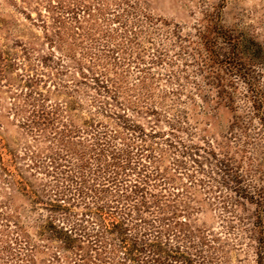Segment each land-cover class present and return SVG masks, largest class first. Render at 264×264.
Wrapping results in <instances>:
<instances>
[{
	"label": "trees",
	"instance_id": "1",
	"mask_svg": "<svg viewBox=\"0 0 264 264\" xmlns=\"http://www.w3.org/2000/svg\"><path fill=\"white\" fill-rule=\"evenodd\" d=\"M124 4L122 13L114 9L113 20L120 22L122 37L129 42L137 39L138 32L134 23L129 25V15L123 17L134 7L130 0ZM215 18L199 30L195 47L184 49L193 67L196 65L191 70V85L182 82L183 69L172 68L168 75H161L173 84L170 93L176 99L187 86L202 93L203 86L197 82L201 76L206 91L231 109L233 99L221 95H227L236 83L242 84L246 93L251 92L247 102L256 111L252 114L258 118L260 141L264 143V113L257 115L264 106V63L257 58L264 54L251 39L225 28L220 15ZM105 49L111 58L119 51L128 52L130 57L125 61L132 62L133 51L127 45ZM69 56L81 76L73 79L74 87L89 86L95 97L104 99L106 108L110 100L119 102L122 85L110 76L108 68L97 67L100 57L99 61L93 58L84 62ZM155 57L156 61L166 58L163 54ZM23 77L38 84L44 75L25 73ZM30 86L21 94L29 100L38 94V103L33 97L31 122L39 135L49 131L51 142L43 156L27 152L29 167L43 174L35 187L16 168L5 169L9 184L29 197L28 210L36 219V226H30L17 213L5 215L10 264H235L231 256L235 248L244 253L239 259L244 264H264V182L246 179L239 170L230 169L226 155L205 150L210 166L207 180L222 191L200 197L196 187L202 179L197 176L201 171L195 146L183 139L175 143L164 138L163 143L174 148L177 156L172 162L175 173L162 167L164 146L153 143L163 136V131L156 129L160 117L155 118L152 132L130 123L123 115L119 121L124 131L110 129L96 119L78 124L73 113H62L66 111L64 104L47 103L52 89L46 93ZM179 120L182 118L177 115L169 121L174 135L184 129ZM9 156V162L17 157ZM187 165L195 168L190 171ZM219 203L224 207L219 228L199 221L200 214ZM43 255L50 258L39 259Z\"/></svg>",
	"mask_w": 264,
	"mask_h": 264
},
{
	"label": "rangeland",
	"instance_id": "2",
	"mask_svg": "<svg viewBox=\"0 0 264 264\" xmlns=\"http://www.w3.org/2000/svg\"><path fill=\"white\" fill-rule=\"evenodd\" d=\"M130 4L134 9L126 10L123 17L129 15V25L134 23L138 37L128 42L122 37L120 22L113 20L114 9L123 12L124 0H0V264H10L5 215L17 213L26 224L36 226V219L31 218L28 210L29 197L9 184L5 169L16 168L35 187L43 174L29 167L27 152L43 156L51 142L49 131L39 135L31 122L33 97L38 103V94L30 100L21 94L23 90L27 92L30 84L36 91L47 93L52 89L47 103L64 104L66 111L62 113H73L78 124L96 119L110 129L124 131L119 121L123 115L130 123L152 132L155 118L160 117L156 129L163 131L164 137L153 139V143L164 146L162 167L168 168L170 174L175 173L172 162L177 156L174 148L163 143L164 138L175 143L183 139L185 144L195 146L193 151L197 152L201 171L197 176L202 179L196 187L200 197L222 191L215 182L207 180L210 166L205 160V150L226 155L230 169L239 170L246 179L264 182V143L260 141L258 118L252 114L256 111L247 102L251 92L246 93L247 88L240 83L228 89L229 93L221 96L233 99L231 109L206 91L199 76L197 82L203 86V92L187 86L176 99L170 93L173 84L166 76L174 68L184 70L182 82L194 79L191 70L196 65L193 67L184 49L195 47L193 42L198 40L195 36L199 30L205 29L209 19L216 21L218 15L225 28L251 39L264 54V0H130ZM115 44L127 45L133 51L130 64L125 61L130 57L128 52L109 56L105 48ZM69 54L84 62L93 58L99 61L100 57L97 67L108 68L110 76L122 85L119 102L110 100L111 105L106 108L104 99L95 97L89 86L74 87L73 79L81 76ZM154 54L166 58L156 61ZM261 61L264 63V57L257 58V62ZM25 73L44 75L43 81L29 82L23 77ZM163 73L166 75L162 76ZM261 73L264 92V70ZM260 113H264V106L257 115ZM177 115L182 118L179 123L184 129L174 135L169 121ZM118 141L123 144L121 139ZM9 153L17 156L13 162H9ZM187 167L190 171L195 168ZM182 179L187 181L186 172ZM171 190L185 191L182 187ZM223 210V204L214 205L200 214L199 221L219 228V214ZM231 256L233 263H245L239 260L245 257L244 253L236 248ZM49 258L43 255L39 259Z\"/></svg>",
	"mask_w": 264,
	"mask_h": 264
}]
</instances>
